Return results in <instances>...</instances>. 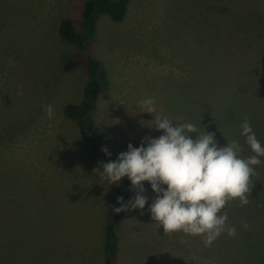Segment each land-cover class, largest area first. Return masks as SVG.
Instances as JSON below:
<instances>
[{"label": "rangeland", "instance_id": "rangeland-1", "mask_svg": "<svg viewBox=\"0 0 264 264\" xmlns=\"http://www.w3.org/2000/svg\"><path fill=\"white\" fill-rule=\"evenodd\" d=\"M85 1L0 0V264L105 263L120 183L94 172L103 169L63 114L81 101L88 74L63 70L78 49L60 37L59 23L80 21ZM93 48L109 80L94 120L115 160L129 144L163 134L152 128L155 115L201 133L227 122L233 130L217 134V144L238 141L250 156L235 129L250 112L264 145V0H129L122 22L99 17ZM148 98L152 114L138 103ZM220 108L230 117L217 115ZM143 188L148 204L125 213L117 264H264V188L254 185L247 206L233 201L222 210L237 234L224 233L210 247L198 236L157 230L149 212L156 194L148 182Z\"/></svg>", "mask_w": 264, "mask_h": 264}, {"label": "clouds", "instance_id": "clouds-1", "mask_svg": "<svg viewBox=\"0 0 264 264\" xmlns=\"http://www.w3.org/2000/svg\"><path fill=\"white\" fill-rule=\"evenodd\" d=\"M17 87V95H23V85ZM138 103L148 114L156 110L152 98ZM44 110L49 119L53 118L51 105L44 106ZM154 117L152 128L162 135L146 137L139 147L129 144L116 161L100 162L103 170L98 168L94 172L109 185L118 186L127 177L132 188L139 190L134 201L128 202L132 209L143 210L148 204L143 194V182H148L156 194L149 207L151 219L154 227L163 228L165 234L198 236L205 247L224 233L235 237L237 229L229 222L227 211L222 210L233 201L241 207L250 203L253 178L258 176L256 168L264 163V145L256 137L250 118L245 115L240 124L241 135L252 153L245 158L238 141L221 147L214 133H201L192 123L177 124L167 116ZM101 151L110 155L107 148ZM117 203L120 207L114 206V213L128 210L123 197H118ZM242 226L249 228L246 223Z\"/></svg>", "mask_w": 264, "mask_h": 264}, {"label": "trees", "instance_id": "trees-1", "mask_svg": "<svg viewBox=\"0 0 264 264\" xmlns=\"http://www.w3.org/2000/svg\"><path fill=\"white\" fill-rule=\"evenodd\" d=\"M128 7L129 0H86L83 4L82 19L80 21L64 17L59 23L58 30L60 37L67 43L76 46L78 49V52L70 55L66 59L63 64V70L65 72H71L83 67L88 74L87 83L81 101L79 103L67 104L63 108V114L65 118L76 123L80 135L89 144L94 153L95 162L100 166V162L107 163L116 160L111 155H105V153L101 151L102 148L106 147L103 142V136L94 120V111L99 103L100 92L103 88L109 85V80L104 66L96 59L93 42L95 41L96 27L99 17L101 15H107L115 23L122 22L126 18ZM259 108H262V106ZM212 111L213 109L210 110L209 114H211ZM218 112H220V114L217 113L219 116L221 115L225 118L230 117V113H224L221 108ZM247 116L250 118L252 128L255 129V125L258 123L256 118L258 117L255 115L250 116V112ZM207 120L211 121L210 118ZM203 121L208 123L206 120ZM226 123L222 125V130L220 132L218 130L216 133L213 131H211V133H214L215 136L217 134L223 136L226 131L233 130L227 128ZM237 125L238 126L235 129L238 130L237 132H241L240 122H238ZM207 128L208 129H203L202 132H210V127ZM242 143L245 145L243 141ZM241 155L245 158L248 157L247 153H241ZM261 159L264 160V158ZM262 164V167L258 166L257 168L261 174L259 172V175L256 178H253V184L258 188V190H255L256 192H261L264 188V183L262 182V179H264V163ZM118 197H123V202L125 204L132 201L133 188L127 177L123 178L120 182V186L116 192L109 212L108 224L105 229L104 253L106 258L104 264H117V227L120 224L123 213L126 212L124 211L119 214L113 212L112 209L114 206L120 207V204L117 203ZM129 206L130 204H128V208Z\"/></svg>", "mask_w": 264, "mask_h": 264}, {"label": "crops", "instance_id": "crops-1", "mask_svg": "<svg viewBox=\"0 0 264 264\" xmlns=\"http://www.w3.org/2000/svg\"><path fill=\"white\" fill-rule=\"evenodd\" d=\"M133 198H134V196H133ZM133 198H132V200H133ZM130 206H131V205H130ZM130 206H129V208H130ZM129 208H128V210H129ZM128 210H127V211H128ZM127 211H126V212H127ZM126 212H125V213H126ZM125 213H123V215H122V218H121V221H120V224H119L120 226L117 227V230H118V232H117V237H118L117 246H118V248H120V247H121V244L124 242V241L121 240V237H120V234H119V230H120V228H121L123 222H124L126 219H128V217L126 216ZM124 214H125V216H124ZM128 216H129V215H128ZM131 241H132V240L126 242L129 248L133 247V245L128 244V243L131 242ZM117 254H118V253H117ZM117 260H118V258H117ZM117 260H116V261H117Z\"/></svg>", "mask_w": 264, "mask_h": 264}]
</instances>
